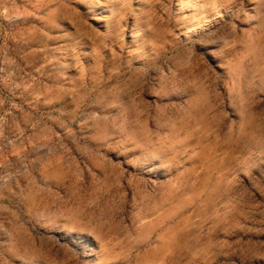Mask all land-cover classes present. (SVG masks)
<instances>
[{
    "label": "rangeland",
    "instance_id": "374dc122",
    "mask_svg": "<svg viewBox=\"0 0 264 264\" xmlns=\"http://www.w3.org/2000/svg\"><path fill=\"white\" fill-rule=\"evenodd\" d=\"M264 264V0H0V264Z\"/></svg>",
    "mask_w": 264,
    "mask_h": 264
},
{
    "label": "crops",
    "instance_id": "0c3cea01",
    "mask_svg": "<svg viewBox=\"0 0 264 264\" xmlns=\"http://www.w3.org/2000/svg\"><path fill=\"white\" fill-rule=\"evenodd\" d=\"M172 264H189V256L186 252L184 255L174 253L172 255Z\"/></svg>",
    "mask_w": 264,
    "mask_h": 264
}]
</instances>
